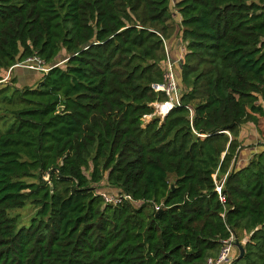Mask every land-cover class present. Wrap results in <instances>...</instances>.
Instances as JSON below:
<instances>
[{
  "label": "trees",
  "instance_id": "obj_1",
  "mask_svg": "<svg viewBox=\"0 0 264 264\" xmlns=\"http://www.w3.org/2000/svg\"><path fill=\"white\" fill-rule=\"evenodd\" d=\"M175 32L182 106L143 127ZM30 57L35 86L2 81ZM259 117L264 0H0V264H209L231 236L264 264V149L235 164Z\"/></svg>",
  "mask_w": 264,
  "mask_h": 264
},
{
  "label": "built area",
  "instance_id": "obj_2",
  "mask_svg": "<svg viewBox=\"0 0 264 264\" xmlns=\"http://www.w3.org/2000/svg\"><path fill=\"white\" fill-rule=\"evenodd\" d=\"M167 51V46H166ZM64 62V61H63ZM174 64L175 61H173L168 52H167V60L165 64V73H164V82L163 83H155L152 84V88L156 92H164L166 96L168 97L165 101L157 100L151 104L153 107V112L151 114H146L143 117V127L146 126L152 119L154 118H160L161 121H163L166 116L169 114L171 110H173L175 107L182 106L181 102V89L179 87V83L177 82L175 71H174ZM16 66L32 70V71H40V72H47L49 71V67L45 65V62L41 60L39 57H30L26 61L17 64ZM15 67V66H14ZM214 178L216 180V174L214 175ZM224 177L219 183L216 180V191L219 193L220 198L224 200V197L222 196V187L225 182ZM101 195L105 199L107 203H113L117 204L122 202L124 199L126 200H133L130 195L127 194H118L116 191L114 193H107V192H101ZM157 210H160V208L157 206ZM235 237L231 236L229 239H226L223 241V248L221 250L220 255L218 258H211L209 259V264H232L235 255L234 247H235Z\"/></svg>",
  "mask_w": 264,
  "mask_h": 264
},
{
  "label": "crops",
  "instance_id": "obj_3",
  "mask_svg": "<svg viewBox=\"0 0 264 264\" xmlns=\"http://www.w3.org/2000/svg\"><path fill=\"white\" fill-rule=\"evenodd\" d=\"M175 18L176 19L174 20V24H176V21L179 23L181 20V16L177 11H175ZM173 41H176L175 47H171V42ZM167 52L170 54V58L175 62L182 61V59L184 58L186 52L185 44L182 42L178 32H175V34L170 38L168 42ZM179 74L180 73L177 70V72H175L177 82H179ZM32 75L33 74L31 70H27L19 66H15L6 72L7 78L10 76H14V78H16L18 82V85L19 82L29 81ZM238 139L240 141V148L237 153L235 164L237 167H243L249 162L250 158L255 153L264 149V117H259V120L257 122L250 121L244 123L241 126Z\"/></svg>",
  "mask_w": 264,
  "mask_h": 264
},
{
  "label": "rangeland",
  "instance_id": "obj_4",
  "mask_svg": "<svg viewBox=\"0 0 264 264\" xmlns=\"http://www.w3.org/2000/svg\"><path fill=\"white\" fill-rule=\"evenodd\" d=\"M172 24H174V21H172ZM169 40H170V37L165 40V44H166L167 47H168ZM175 45H176V41L171 42V47H175ZM169 56H170V54H169ZM64 57H66V53L63 51L61 53V57L59 59L64 58ZM165 64H166V62H165ZM165 64H164V66H165ZM61 66H65V65L62 64ZM177 70L179 71V73L181 72V61H176L175 64H174V71L177 72ZM44 73H46V72L32 71V74L33 75L30 77L29 81H27V82H19V85L17 84L18 83L17 82L16 83L17 84V87L22 88L24 86H35L37 84V81L40 80L39 77L42 78L44 76ZM1 75L3 77V80H2L3 82L10 83L11 82V79L14 78V76H10V77L7 78L6 71L5 70H3L1 72ZM219 182L220 181H218V183ZM98 187L101 188V189H103L102 192H107V193H114L115 192V190H112L110 187H108L105 184L99 185ZM106 187H107V189H105ZM35 211H36V208L33 205L30 206V204H28L25 208L18 209V210L13 211V212L14 213H18L21 216L20 225H22V226H29V224L31 222V218L33 217ZM233 254L235 255V258H236V256H238L239 250H238L237 247H234Z\"/></svg>",
  "mask_w": 264,
  "mask_h": 264
},
{
  "label": "water",
  "instance_id": "obj_5",
  "mask_svg": "<svg viewBox=\"0 0 264 264\" xmlns=\"http://www.w3.org/2000/svg\"><path fill=\"white\" fill-rule=\"evenodd\" d=\"M160 211H162V209H160L158 212H160ZM235 247H237L238 250H239V254L236 257V259L242 258L244 256V253H245V247H244V245L241 242H239L238 240H236L235 241Z\"/></svg>",
  "mask_w": 264,
  "mask_h": 264
}]
</instances>
